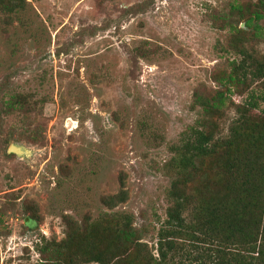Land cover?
Returning <instances> with one entry per match:
<instances>
[{"label":"rangeland","instance_id":"1","mask_svg":"<svg viewBox=\"0 0 264 264\" xmlns=\"http://www.w3.org/2000/svg\"><path fill=\"white\" fill-rule=\"evenodd\" d=\"M246 1L23 0L5 24L0 14V264H36L41 237L58 242L72 223L109 213L130 215L156 256L178 176L175 147L190 128L217 144L200 169L213 176L207 163L220 160L232 128L242 119L264 125V78L233 87L210 114L194 102L224 88L216 79L233 54L222 48L230 29L221 25L243 28L229 5ZM259 25L249 47L264 55V17ZM11 143L25 153L8 152ZM259 152L251 170L264 176ZM120 189L125 199L109 208L103 200Z\"/></svg>","mask_w":264,"mask_h":264},{"label":"trees","instance_id":"2","mask_svg":"<svg viewBox=\"0 0 264 264\" xmlns=\"http://www.w3.org/2000/svg\"><path fill=\"white\" fill-rule=\"evenodd\" d=\"M22 6L23 0H0V14L5 16L3 23L10 21ZM229 10L237 15V22H243V28L231 24L228 19L221 25V28L230 29L226 48H222L232 53L233 59L227 63L228 72L216 79L224 86L222 90L215 91L208 100L195 95L194 102L206 113L218 110L233 87L241 92L248 83L264 78V55L249 47L251 41L262 36L259 21L264 17V0L231 2ZM15 104L11 99L5 102V107L12 108ZM263 126L243 119L240 125L234 126L230 139L224 142L220 160L207 163L208 167H215L213 176L200 172L204 157L217 152L210 132L190 128L189 137L176 145L177 156L172 164L179 168L178 176L169 187L171 203L157 231L156 256L140 241L142 230L132 225L130 215L116 214L117 220L114 213H109L95 222L85 219L81 225L72 223L70 236L67 233L66 238L58 242L41 237L40 245L35 244L40 256L36 264L91 261L99 264H183L176 257L186 259L189 264H264V202H260L264 197V176L258 174V170L256 173L251 170L259 163V151L264 147V133L260 135ZM256 139L261 145L251 157L248 149L254 147ZM198 174L192 184L193 176ZM124 199L125 191L120 189L103 201L111 208ZM189 205V215L194 221L190 217L186 221L183 216ZM184 240H188L191 250L185 249Z\"/></svg>","mask_w":264,"mask_h":264},{"label":"water","instance_id":"3","mask_svg":"<svg viewBox=\"0 0 264 264\" xmlns=\"http://www.w3.org/2000/svg\"><path fill=\"white\" fill-rule=\"evenodd\" d=\"M22 148H24V146H22V145H20ZM18 144H15V143H11V144H9V146H8V152H12V153H14V154H16V155H19V153L20 152H22V149H21V147H20ZM12 147L13 148H15V149H12Z\"/></svg>","mask_w":264,"mask_h":264},{"label":"bare ground","instance_id":"4","mask_svg":"<svg viewBox=\"0 0 264 264\" xmlns=\"http://www.w3.org/2000/svg\"><path fill=\"white\" fill-rule=\"evenodd\" d=\"M20 147H21V146H20ZM12 149H15V148H13V147H12ZM21 149H22V152H20V153H19V155H21V154L25 153V149H24V148H22V147H21ZM26 152H27V151H26Z\"/></svg>","mask_w":264,"mask_h":264}]
</instances>
